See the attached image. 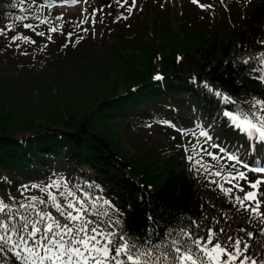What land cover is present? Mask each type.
<instances>
[{"label": "trees", "instance_id": "16d2710c", "mask_svg": "<svg viewBox=\"0 0 264 264\" xmlns=\"http://www.w3.org/2000/svg\"><path fill=\"white\" fill-rule=\"evenodd\" d=\"M52 10L40 0H0V28L10 22L57 27L63 21ZM223 37L222 33L220 38H201L193 43H157L144 50L142 65L121 56L122 90L119 86L104 93L81 117L70 112L60 115V110H54L42 122L30 119L28 132L17 134L8 128L15 125L8 123L7 115H0V198L26 204L31 197L46 199L40 189L53 181L78 185L81 190L91 185L93 198L108 200L112 219L121 220L120 225H114L117 231L123 229L141 241L147 237L159 242L166 233L181 228L199 235L209 228L217 232L223 229L221 235L243 237L249 245L246 254L260 260L256 252L262 250L255 238L262 223L251 216L246 222L237 219L241 208L233 197L243 198V193L233 189L225 195L217 183L224 188L231 184L208 176L202 169L198 172L199 166L187 159L193 145L202 144L189 139L186 156L178 159L177 167L167 160L154 165L145 155L133 161L113 147L111 129L104 124L118 116L127 120L163 116L181 128L197 117L211 130L247 140L223 113L248 110V102L264 100V0L253 3L240 24ZM159 74L162 79H154ZM216 91L236 103H225L214 94ZM98 97L94 95V99ZM203 159L211 160L206 155ZM221 167L225 174L235 171L221 160L213 170ZM239 184L246 190L244 183ZM51 191L56 193L57 189ZM48 211L59 216L50 206ZM192 221L200 227L195 228ZM3 264L19 262L5 253Z\"/></svg>", "mask_w": 264, "mask_h": 264}, {"label": "rangeland", "instance_id": "374dc122", "mask_svg": "<svg viewBox=\"0 0 264 264\" xmlns=\"http://www.w3.org/2000/svg\"><path fill=\"white\" fill-rule=\"evenodd\" d=\"M40 1L52 7L58 20L63 21L55 27L56 31L49 30L54 26L24 27L18 22L0 28V115H7L8 123L15 125L8 128L17 134L28 132L25 130L30 119L42 122L54 110H60V115L70 112L81 117L104 93L119 86L121 89V56L142 65L144 50L157 43H193L201 38H220L222 33L224 40L257 0H197L195 4L191 0H136L137 7L131 14L127 11L131 0L127 4L124 0ZM40 32L44 35H38ZM14 36L21 39L13 40ZM216 41L220 43L221 39ZM94 95L99 97L94 99ZM104 124L111 129L113 147L123 158L132 157L133 161L144 159L145 155L154 165L167 160L177 167L186 156L190 139L225 157L221 161L230 167L235 162L226 159L229 152L250 167L264 166V144L248 139L243 142L228 133L211 130L197 117L181 128L163 116L141 120L118 116ZM201 131H206L211 139L206 142ZM213 143L226 152L213 148ZM243 145L250 149L242 150ZM236 168L244 171L250 181L264 179V174L249 172L240 164ZM238 183H244L245 191H252L246 181ZM259 191L264 192V184ZM261 211L264 212V204ZM249 216L240 209L237 219L246 222ZM258 220L261 222L264 216ZM260 227V237L255 238L262 250L256 252L259 258L264 257V223Z\"/></svg>", "mask_w": 264, "mask_h": 264}, {"label": "snow or ice", "instance_id": "6c2138e0", "mask_svg": "<svg viewBox=\"0 0 264 264\" xmlns=\"http://www.w3.org/2000/svg\"><path fill=\"white\" fill-rule=\"evenodd\" d=\"M191 2L195 4L197 0ZM124 3L127 4L128 0H124ZM135 7L136 0H131L127 7L128 13L131 14ZM201 7L210 8L211 5ZM24 27L31 25L25 24ZM49 30L56 31V28ZM38 35L43 36L44 33L40 32ZM12 39L19 40L21 37L14 36ZM154 79L160 80L162 77L157 75ZM214 94L225 103H236L219 91ZM248 103V110L225 111L223 115L249 140L255 139L264 144V100L254 99ZM200 136L206 142L211 139L206 131H201ZM211 146L221 153L226 152L218 144L213 143ZM198 155L201 157L199 160L195 159ZM204 155L211 160L205 161ZM224 158L207 151L202 145H193L192 154L187 157L199 166L196 169L198 172L202 169L208 176L219 177L231 184L232 187L224 188L216 180L210 181L217 183L225 195H230L233 189L244 193L243 198L233 197L234 203L247 211L253 219L264 216L261 211L264 200L258 198L264 197V192L259 191L264 179L248 180L245 172L237 169L236 164L249 172L262 174L264 166L250 167L239 156L229 152L226 159L235 162L232 165L235 171L225 174L223 167L213 170L215 164H219ZM239 180L246 181L252 191H245L238 183ZM92 187L94 186L89 185L81 190L78 185L70 187L62 181H53L40 189L46 193V199L31 197L26 204L17 205L0 198V264H3L5 253H11L19 264H264V257L258 261L254 256L246 254L249 245L243 237L221 235L224 233L223 229L217 232L209 228L206 234L199 235L195 230L181 228L178 232L166 233L165 238L159 242H152L147 237L141 241L123 229L117 231L114 225H120L121 220L112 219L108 200L93 198L89 190ZM53 188L57 189L56 193L51 191ZM11 199L10 197L9 200ZM49 206L55 209L58 217L48 211ZM192 224L197 229L200 227L196 221H192ZM240 231L245 230L241 228ZM247 235L251 237L252 234L249 232Z\"/></svg>", "mask_w": 264, "mask_h": 264}]
</instances>
